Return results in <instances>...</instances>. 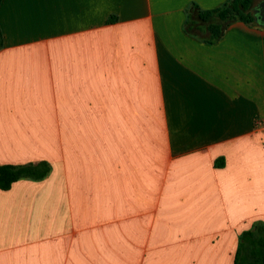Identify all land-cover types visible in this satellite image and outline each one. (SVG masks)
<instances>
[{"label":"crops","instance_id":"obj_1","mask_svg":"<svg viewBox=\"0 0 264 264\" xmlns=\"http://www.w3.org/2000/svg\"><path fill=\"white\" fill-rule=\"evenodd\" d=\"M228 1L2 2L0 165L52 170L0 190V264H153L170 224L165 264H235L264 223V27L185 28Z\"/></svg>","mask_w":264,"mask_h":264},{"label":"trees","instance_id":"obj_2","mask_svg":"<svg viewBox=\"0 0 264 264\" xmlns=\"http://www.w3.org/2000/svg\"><path fill=\"white\" fill-rule=\"evenodd\" d=\"M3 1L0 0V5ZM255 5L256 0H229L220 8L200 10L196 4H193L188 11L186 31L191 32L194 27L201 24V30L210 34L208 42L215 43L224 35L226 28L234 22L254 24V15L251 10ZM116 20V17L112 16L108 23H114ZM3 46L4 37L0 29V50ZM51 170L52 167L48 161L23 165H0V190H9L20 180H44ZM235 264H264V223H255L251 230L240 236Z\"/></svg>","mask_w":264,"mask_h":264},{"label":"rangeland","instance_id":"obj_3","mask_svg":"<svg viewBox=\"0 0 264 264\" xmlns=\"http://www.w3.org/2000/svg\"><path fill=\"white\" fill-rule=\"evenodd\" d=\"M260 1H262V0H256V4H258ZM224 5V4H223ZM222 5V6H223ZM222 6H220V7H222ZM220 7H218V8H220ZM155 110V109H154ZM153 113L154 114V112H156V110L155 111H151V110H149V113ZM160 121H162V119H160ZM161 124V123H160ZM92 126H84V128H85V132H87V131H91L90 130V128H91ZM94 127V126H93ZM87 128L89 129V130H87ZM107 128H108V126H103V125H100L99 126V138L101 139V138H103V134L104 133H106L107 132ZM154 129H155V126H153V129L151 130L150 129V127L148 126V132L150 133L151 131L153 132L154 131ZM148 145H149V147H150V145L151 144H153V143H155L154 141H150V140H148L147 142H146ZM218 211V210H217ZM169 230H170V232H169V234L167 235V237L165 238V240H164V242H163V246L161 247V250H160V252H158V253H160L161 255H162V258H158L153 264H165L166 262H168L169 260H167L166 258H170L171 256H172V254H173V252H172V249H171V244L173 243V241H174V233H176L175 231H174V228H173V226H172V224H170V226H169ZM149 255L152 253V246H150L149 247ZM145 264H152L151 263V261L150 260H146V262H145Z\"/></svg>","mask_w":264,"mask_h":264},{"label":"water","instance_id":"obj_4","mask_svg":"<svg viewBox=\"0 0 264 264\" xmlns=\"http://www.w3.org/2000/svg\"><path fill=\"white\" fill-rule=\"evenodd\" d=\"M251 12L254 15V21L264 27V0L255 5Z\"/></svg>","mask_w":264,"mask_h":264},{"label":"flooded vegetation","instance_id":"obj_5","mask_svg":"<svg viewBox=\"0 0 264 264\" xmlns=\"http://www.w3.org/2000/svg\"><path fill=\"white\" fill-rule=\"evenodd\" d=\"M257 5V4H256Z\"/></svg>","mask_w":264,"mask_h":264}]
</instances>
